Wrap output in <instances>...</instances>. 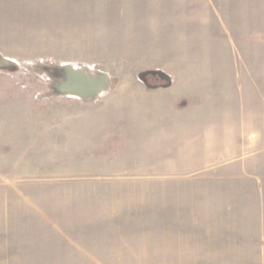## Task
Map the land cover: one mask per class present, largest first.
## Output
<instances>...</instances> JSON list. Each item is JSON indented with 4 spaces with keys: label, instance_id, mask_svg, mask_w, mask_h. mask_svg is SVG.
I'll use <instances>...</instances> for the list:
<instances>
[{
    "label": "rangeland",
    "instance_id": "obj_1",
    "mask_svg": "<svg viewBox=\"0 0 264 264\" xmlns=\"http://www.w3.org/2000/svg\"><path fill=\"white\" fill-rule=\"evenodd\" d=\"M164 5L0 0V58L7 61L0 66V264L193 262L173 255L179 229L166 227L165 213L173 212L174 199L186 200L202 188H162L168 158L150 143L160 134L148 124V95H178L180 66L152 63L168 56L177 61V39L155 48L161 32L152 26L160 20L171 18L170 35H178V2ZM108 49L138 50L140 58L103 55ZM259 55L263 49L235 50L236 72L248 73V82L264 66L245 65L243 57ZM70 65L94 76L106 74L108 86L90 99L58 92ZM244 95L250 102L260 95L264 105L262 88ZM238 189L236 197L242 196ZM243 189L250 200V223L247 218L244 227L252 247L258 246L251 264H264V188ZM225 225H185L180 243L189 249L191 239L208 230L222 237Z\"/></svg>",
    "mask_w": 264,
    "mask_h": 264
},
{
    "label": "crops",
    "instance_id": "obj_2",
    "mask_svg": "<svg viewBox=\"0 0 264 264\" xmlns=\"http://www.w3.org/2000/svg\"><path fill=\"white\" fill-rule=\"evenodd\" d=\"M158 1L167 3V7L172 1L178 2V35H170L174 29L171 18L160 20L152 26L154 31L161 32L155 48L161 47L164 40L177 39L178 56L177 61L168 56L152 63L178 64L180 69L174 91L178 95H148V124L160 134L150 143L159 148L153 150L168 158L162 188H202L201 192L195 189V194L188 195L186 200L180 196L174 199L172 213L166 210V227L169 224L179 229V248L173 246V255L180 257V261L182 256L192 257L189 264H212L213 257L224 258L221 264H251L252 255L258 256V246L252 247L251 233L244 227L250 223V200L243 188H264V105L260 95H254L250 102L244 93L253 90L256 94L261 88L264 91V67L257 68L255 76L250 74L251 82L246 81L248 73L236 72L235 50H264V0ZM140 22L144 23L142 19ZM139 52L108 49L103 55L127 59L139 56ZM243 64L264 66V56L243 57ZM214 188L227 191L214 193ZM234 188H239L242 196L236 197ZM205 190L208 199L204 197ZM234 220L240 225L238 229L232 227ZM220 224L230 225L221 229L222 237L213 230L202 237L193 233L191 248L184 250L180 243L183 226ZM170 238L166 231V258L170 256ZM199 257L211 259L201 262Z\"/></svg>",
    "mask_w": 264,
    "mask_h": 264
},
{
    "label": "water",
    "instance_id": "obj_3",
    "mask_svg": "<svg viewBox=\"0 0 264 264\" xmlns=\"http://www.w3.org/2000/svg\"><path fill=\"white\" fill-rule=\"evenodd\" d=\"M6 62L4 58H0V66L6 65ZM108 83L106 74L94 76L73 66H66L64 81L58 83L56 89L62 94L75 93L84 99H90L99 95Z\"/></svg>",
    "mask_w": 264,
    "mask_h": 264
},
{
    "label": "bare ground",
    "instance_id": "obj_4",
    "mask_svg": "<svg viewBox=\"0 0 264 264\" xmlns=\"http://www.w3.org/2000/svg\"><path fill=\"white\" fill-rule=\"evenodd\" d=\"M71 66V65H70ZM80 70H84V69H80ZM85 71V70H84ZM86 72V71H85ZM88 73V72H87ZM89 74V73H88ZM70 94H75V93H70ZM75 95H78V94H75Z\"/></svg>",
    "mask_w": 264,
    "mask_h": 264
}]
</instances>
